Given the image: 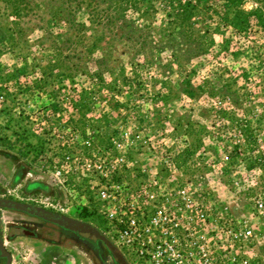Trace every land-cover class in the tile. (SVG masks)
<instances>
[{
    "label": "rangeland",
    "instance_id": "1",
    "mask_svg": "<svg viewBox=\"0 0 264 264\" xmlns=\"http://www.w3.org/2000/svg\"><path fill=\"white\" fill-rule=\"evenodd\" d=\"M119 132L163 138L203 196L264 193V0H0V199L79 218V166L116 155ZM56 172L73 186L54 185ZM56 230L0 210L14 264L56 243L73 264H123Z\"/></svg>",
    "mask_w": 264,
    "mask_h": 264
},
{
    "label": "built area",
    "instance_id": "2",
    "mask_svg": "<svg viewBox=\"0 0 264 264\" xmlns=\"http://www.w3.org/2000/svg\"><path fill=\"white\" fill-rule=\"evenodd\" d=\"M133 141L144 145L139 166L127 159ZM111 148L116 155L101 157L91 173L79 166L84 185L75 208L126 264H264V193L203 196L199 177L176 164L178 152L163 138L119 132ZM59 174L54 185L73 186Z\"/></svg>",
    "mask_w": 264,
    "mask_h": 264
},
{
    "label": "water",
    "instance_id": "3",
    "mask_svg": "<svg viewBox=\"0 0 264 264\" xmlns=\"http://www.w3.org/2000/svg\"><path fill=\"white\" fill-rule=\"evenodd\" d=\"M1 209L25 212L31 216L60 225L63 228H66L67 230L77 232L78 234L93 236L97 240L101 241L105 246L114 250L115 253L119 256L120 261L123 264H126L124 260L122 259V257L120 256V254L116 251V249L104 237H102L93 227L89 226L86 223L76 221L68 217L53 214V213L47 212L37 207L23 205L18 202L6 200V199H0V210ZM0 258L4 259L3 264H11L10 254L5 249L4 243L1 237H0Z\"/></svg>",
    "mask_w": 264,
    "mask_h": 264
},
{
    "label": "flooded vegetation",
    "instance_id": "4",
    "mask_svg": "<svg viewBox=\"0 0 264 264\" xmlns=\"http://www.w3.org/2000/svg\"><path fill=\"white\" fill-rule=\"evenodd\" d=\"M7 200V199H6ZM20 204H23V205H27V206H32V207H35L34 205H30V204H28V203H20ZM37 208H40V209H42V210H45V209H43L42 207H38V206H36ZM1 210H3V209H1ZM45 211H47V212H50V213H53V214H57V215H60V216H64V217H68V216H66V215H64V214H60V213H58V212H56V211H50V210H45ZM19 212V211H18ZM20 213H22V214H24V215H29V214H27V213H25V212H20ZM29 216H31V215H29ZM31 217H34V216H31ZM35 218H37V217H35ZM69 218V217H68ZM37 219H40V218H37ZM74 220H76V221H80V222H83L82 220H80L79 218H73ZM41 221H45V220H42V219H40ZM45 222H48V221H45ZM49 223H51V222H49ZM84 223V222H83ZM52 225H54L55 227H56V231H55V233L57 234V236L58 237H62V238H65V239H67V240H70V241H72V242H74V243H76V244H79L80 245V247L82 248V247H85L86 249H91V247H92V244H90L89 242H88V240H92V241H94L96 244H99V245H101V241H99V240H97L95 237H93V236H89L88 238H84V237H82V235H84V234H78L77 232H74V231H70V230H67L66 228H63L62 226H60V225H57V224H54V223H51ZM1 237V236H0ZM2 239V238H1ZM30 239H34V240H36V238L35 237H32V238H30ZM3 241V240H2ZM54 246H58V244L56 243V244H53ZM9 253V252H8ZM96 257L98 256V253L94 250L93 252H92ZM10 254V253H9ZM3 263H4V259H3Z\"/></svg>",
    "mask_w": 264,
    "mask_h": 264
},
{
    "label": "crops",
    "instance_id": "5",
    "mask_svg": "<svg viewBox=\"0 0 264 264\" xmlns=\"http://www.w3.org/2000/svg\"><path fill=\"white\" fill-rule=\"evenodd\" d=\"M4 243V242H3ZM37 244V242H36ZM41 244V243H40ZM45 245V244H43ZM46 249L43 251H39L40 247H36V259L38 260L39 264H45L44 262H47V264H73L72 255L69 253V250L66 248H61L58 246H44ZM44 255L45 259L41 258V255ZM55 256L58 257V259L55 262H49L53 258L55 259ZM11 257V264H14L15 258L13 254H10Z\"/></svg>",
    "mask_w": 264,
    "mask_h": 264
},
{
    "label": "trees",
    "instance_id": "6",
    "mask_svg": "<svg viewBox=\"0 0 264 264\" xmlns=\"http://www.w3.org/2000/svg\"><path fill=\"white\" fill-rule=\"evenodd\" d=\"M186 5L185 6H187L189 3H185ZM184 5V4H183ZM183 5H180V6H182L181 7V9H182V12H184V20L185 19H187V18H189L190 17V15H191V9H192V7L190 8V9H188V10H186L187 8H185ZM176 164L177 165H179V162L177 163L176 162ZM24 169V167H23V165H19L18 167H17V169H16V172H15V175L16 176H18L19 178H21L22 176H23V169ZM43 189H44V193L45 194H47L48 192H47V188L46 187H44L43 186ZM81 218H85L86 216H87V213L85 212V211H81V213H80V215H79Z\"/></svg>",
    "mask_w": 264,
    "mask_h": 264
}]
</instances>
